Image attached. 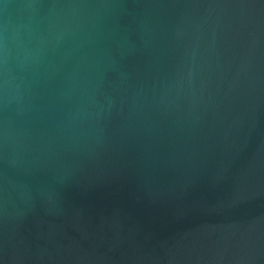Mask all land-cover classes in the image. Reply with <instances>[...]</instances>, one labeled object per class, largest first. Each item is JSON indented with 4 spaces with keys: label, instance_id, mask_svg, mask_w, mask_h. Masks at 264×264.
<instances>
[{
    "label": "water",
    "instance_id": "1",
    "mask_svg": "<svg viewBox=\"0 0 264 264\" xmlns=\"http://www.w3.org/2000/svg\"><path fill=\"white\" fill-rule=\"evenodd\" d=\"M0 264H264V0H0Z\"/></svg>",
    "mask_w": 264,
    "mask_h": 264
}]
</instances>
